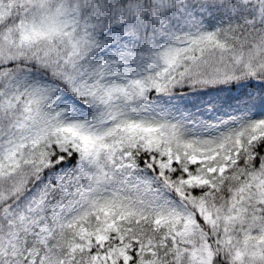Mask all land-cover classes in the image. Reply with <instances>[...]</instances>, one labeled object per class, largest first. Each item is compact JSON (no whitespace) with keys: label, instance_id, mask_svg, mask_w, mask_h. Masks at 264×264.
I'll list each match as a JSON object with an SVG mask.
<instances>
[{"label":"snow or ice","instance_id":"snow-or-ice-1","mask_svg":"<svg viewBox=\"0 0 264 264\" xmlns=\"http://www.w3.org/2000/svg\"><path fill=\"white\" fill-rule=\"evenodd\" d=\"M0 264H264V0H0Z\"/></svg>","mask_w":264,"mask_h":264}]
</instances>
